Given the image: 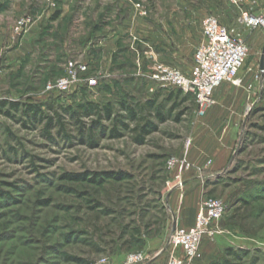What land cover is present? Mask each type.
<instances>
[{"label":"rangeland","instance_id":"1","mask_svg":"<svg viewBox=\"0 0 264 264\" xmlns=\"http://www.w3.org/2000/svg\"><path fill=\"white\" fill-rule=\"evenodd\" d=\"M20 1L28 5L21 16L66 12L60 34L54 29L47 37L66 36L71 47L72 15L85 17L84 44L94 13L109 18L117 9L111 0H58L56 10L47 0ZM226 1L214 4L233 28L226 26L245 40L248 54L239 83L223 82L204 108L193 95L152 82L150 72L162 60H140L137 50L116 53L109 74L90 68L85 77H96L97 86L79 85L65 94H49L46 85L65 74L69 60H87L80 54L62 52L54 40L38 43L29 63L3 54L0 101L42 105L54 121L47 133V120L30 121L9 105L0 109V264H126L129 253L145 256L134 264H169L171 251L182 255L169 244L172 232L207 196L223 198L227 212L186 264H264V27L242 23L240 8ZM137 3L147 6L145 16L155 4L157 12L169 7L159 0L136 2L135 8ZM195 49L185 61L193 67ZM88 101L112 103L124 117L104 119L100 128L95 113L77 121L64 112ZM121 101L138 107V120L126 118ZM153 101L166 119L149 106ZM147 122L152 130L143 133ZM188 141L194 167L179 185L167 161L184 155ZM95 175L105 181H93Z\"/></svg>","mask_w":264,"mask_h":264},{"label":"crops","instance_id":"2","mask_svg":"<svg viewBox=\"0 0 264 264\" xmlns=\"http://www.w3.org/2000/svg\"><path fill=\"white\" fill-rule=\"evenodd\" d=\"M111 1L117 5L116 11L109 18H106L107 14L103 16V13L98 15L94 13L91 31L87 34L89 40L87 39L84 44L82 40L86 33L82 34V27L85 17L82 14L75 17L72 15L73 23L72 25L69 23L68 27L73 41L71 47L65 41L66 36L63 34L67 32L62 26H60V31L63 32L62 38L54 37L56 39L54 40L47 37V34L54 29L59 33V21L67 16L66 12L59 11L57 15L50 11L37 12L35 22L29 31L22 37H16L13 26L23 10L28 9V5L24 6L20 0H0V62L5 54L8 61L29 63L37 54L38 43L54 40V43L62 48V52L80 54L90 62V68L95 67L96 70L100 69L107 74L112 67H116L112 63L116 53H125L128 56V53L135 50L138 51L140 60L147 59L148 55H154L159 60L178 66L182 71L189 73L193 65H187L185 61L188 59V54L205 39L202 28L204 17L214 12L218 14L220 20H226V16L214 4L217 0H168V4L166 0H159L169 7L161 8L157 12V4H155L150 7L148 16L139 15L135 8L136 2L144 3L147 0ZM220 2L225 5L224 0H218L216 4L220 6ZM231 6L235 7L232 4ZM245 6L254 15L264 13V0H245ZM30 9L34 10L33 7ZM224 21L223 24L228 25ZM228 26L233 28L231 25ZM98 60L101 64L97 68ZM210 158L208 156L206 159L208 163L211 161ZM200 203V200L194 202L189 217L181 226L189 227L194 224Z\"/></svg>","mask_w":264,"mask_h":264},{"label":"built area","instance_id":"3","mask_svg":"<svg viewBox=\"0 0 264 264\" xmlns=\"http://www.w3.org/2000/svg\"><path fill=\"white\" fill-rule=\"evenodd\" d=\"M241 10L240 21L248 26H263L264 14L254 15L244 10L245 0H229ZM50 10H56L58 0H47ZM138 14L145 16L148 13L146 5L136 4ZM35 18L30 14L20 16L14 26L16 37L23 36L34 24ZM205 35L204 42L195 53V65L190 74L185 73L176 66L157 61L149 78L152 82L162 86H173L184 93L193 95L201 107L213 103L215 90L225 81L239 83L238 74L248 54V46L244 39L234 35L229 27L222 24L215 16H207L203 22ZM90 70L87 60H69L65 74L46 85L47 93H69L79 85L95 87L98 84L96 77H85ZM191 142L186 143L187 151L182 156H171L167 161L168 168L173 172L177 184L183 183V176L194 163L188 157ZM227 203L223 198L207 196L202 199L195 222L189 227L177 226L172 232L169 244L179 248L182 252L177 254L171 251L169 264H186L199 255L201 244L207 235L213 233L209 227L218 222L227 212ZM145 260L142 253H129L126 264H134ZM102 259L98 264H106Z\"/></svg>","mask_w":264,"mask_h":264},{"label":"trees","instance_id":"4","mask_svg":"<svg viewBox=\"0 0 264 264\" xmlns=\"http://www.w3.org/2000/svg\"><path fill=\"white\" fill-rule=\"evenodd\" d=\"M59 14V12H56L55 15ZM181 92V91H180ZM155 102H150L149 106L152 108H155L156 110V115L164 120L166 119V115L167 113H165L164 111H162V105L160 106H155L154 104ZM10 106L11 108H14L16 110H21L23 112V115H25L26 117H28V119L30 121L33 122H40L43 120H47V123L45 125L44 131H46L47 133H49V128L52 126V123L54 121V117L45 113V111L43 110V106L39 105V104H26V105H22L19 101H9V100H1L0 101V109H2V107L5 106ZM120 105L122 107L123 110H125L127 112V117L130 120L136 121L139 118V114H138V107L136 105H133L131 103H128L127 101H121ZM64 112L66 114H68L71 118L76 119L77 121H79L81 119L82 116H88V115H92V114H97L99 115V120L95 121V125L102 128V124L101 121L104 119H108V120H119V118L124 117L123 114H118L115 112V108L114 105L112 103H107V104H98L92 101H88V102H84L81 104H78L75 108H73L72 106L63 108ZM142 111V110H141ZM8 115H11V113L9 111L6 112ZM59 125H61V129L63 130V123L62 122H58ZM124 125H126L125 123H123ZM84 127V124H83ZM94 127V125H93ZM152 125L150 122H147V124H145L142 128L143 133H148L150 132L152 129ZM114 135H117L116 133L113 132ZM140 141H142V135H140ZM85 178V176H84ZM93 181L101 184L103 181H105V178L102 176L101 178H98L97 175L94 176V178H92Z\"/></svg>","mask_w":264,"mask_h":264},{"label":"water","instance_id":"5","mask_svg":"<svg viewBox=\"0 0 264 264\" xmlns=\"http://www.w3.org/2000/svg\"><path fill=\"white\" fill-rule=\"evenodd\" d=\"M261 68H263V65L261 66Z\"/></svg>","mask_w":264,"mask_h":264}]
</instances>
